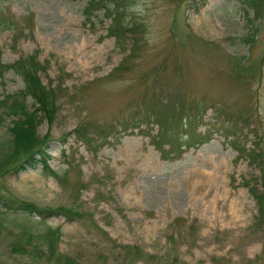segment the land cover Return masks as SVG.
<instances>
[{
    "label": "rangeland",
    "instance_id": "374dc122",
    "mask_svg": "<svg viewBox=\"0 0 264 264\" xmlns=\"http://www.w3.org/2000/svg\"><path fill=\"white\" fill-rule=\"evenodd\" d=\"M86 2L0 0L16 24L0 30V62L33 54L41 83L58 87L53 119L35 132L48 134L47 166L59 176L36 163L0 186L83 214L9 212L0 264H52L11 249L20 229L45 224L59 227L55 249L82 264H264V223L247 190L261 188L260 163L245 153L264 155V0H122L129 32L119 42L112 14L98 3L87 15ZM21 88L11 70L0 77V98ZM183 103L202 108L191 131L202 141L161 153L148 110ZM80 122L112 131L103 138L87 125L83 140L72 132Z\"/></svg>",
    "mask_w": 264,
    "mask_h": 264
},
{
    "label": "trees",
    "instance_id": "16d2710c",
    "mask_svg": "<svg viewBox=\"0 0 264 264\" xmlns=\"http://www.w3.org/2000/svg\"><path fill=\"white\" fill-rule=\"evenodd\" d=\"M122 0H87L86 9L94 10L100 6L93 7V4L101 3L103 11L112 14L109 34L114 37L116 42L121 41L122 33L129 32V22L125 20L122 12H118L122 8ZM255 6V2H251ZM87 14V11L86 13ZM88 15V14H87ZM15 22L11 19L6 20L0 14V30L12 28ZM236 66L240 63L236 61ZM122 69L120 63L112 70V73H118ZM12 70L14 74L20 77L22 88L13 92L3 94L0 98V124L8 119L9 126L6 127L7 138L4 146L0 147V178L9 173H17L29 167H33L36 163L41 164L43 171L55 176H59L48 168V155L46 152L50 138L48 134L38 136L35 127L39 120L50 122L56 111L57 86L44 85L41 83L37 75V61L33 54L25 57H18L11 63L0 62V77L7 71ZM31 101V106L27 104V100ZM179 106V105H178ZM180 105L177 112H173V105H153L148 111L151 122L157 125L159 129L152 142L155 149L161 150L162 146L167 144L165 152H173L178 155L182 149L189 145H195L201 142L193 132H191L201 117L202 108L197 103ZM162 107V108H161ZM87 125H93L89 122H80L72 132L76 137L86 140ZM97 133L101 137H106L110 132L111 124H102L101 126L93 125ZM181 135H185L187 140L180 141ZM256 145V143H254ZM253 144V145H254ZM258 144V143H257ZM259 145V144H258ZM232 146L240 154L243 149L234 144ZM250 161L260 163V190L250 186L247 188L257 206V223H264V155L258 150L253 149L245 152ZM63 172L61 176H64ZM9 212H20L25 214H36L40 218H45L54 213H61L66 219L81 217L83 214L77 209L65 206H39L38 204L13 197L5 189L0 186V230L5 225V217ZM176 221L179 218H175ZM104 232V231H103ZM105 233V232H104ZM59 227H52L45 224L35 235L31 231L24 228L20 229L11 243V249L18 253H27L32 257H38L45 254V258L52 264H82L72 257L57 251L56 242L59 238ZM129 246H123V250Z\"/></svg>",
    "mask_w": 264,
    "mask_h": 264
}]
</instances>
